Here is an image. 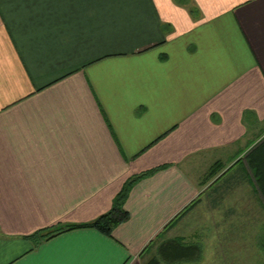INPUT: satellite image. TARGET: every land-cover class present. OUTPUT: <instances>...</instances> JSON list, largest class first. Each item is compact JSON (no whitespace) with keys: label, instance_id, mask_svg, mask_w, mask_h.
I'll return each instance as SVG.
<instances>
[{"label":"crops","instance_id":"0c3cea01","mask_svg":"<svg viewBox=\"0 0 264 264\" xmlns=\"http://www.w3.org/2000/svg\"><path fill=\"white\" fill-rule=\"evenodd\" d=\"M263 138L264 0H0V264H264Z\"/></svg>","mask_w":264,"mask_h":264},{"label":"trees","instance_id":"16d2710c","mask_svg":"<svg viewBox=\"0 0 264 264\" xmlns=\"http://www.w3.org/2000/svg\"><path fill=\"white\" fill-rule=\"evenodd\" d=\"M243 160L246 161L248 167L250 168L252 175L254 177V180L257 184L258 189L261 191V194L264 197V138L256 144L254 147H252L243 157ZM241 158L238 159L236 162H239L242 160ZM235 162V163H236ZM222 165L218 161H216L209 169V171L206 174V179L209 180L213 177H216V175L222 170ZM156 169H152L149 171H146L145 173H142L139 176H144L151 174ZM139 176H136L132 178L131 180L127 181L122 190L116 195L114 199L113 206L109 211L99 216L97 219L90 223H84V224H70L66 226H59L56 228H52L41 235L39 234L37 238H34V243L37 244L40 240L51 238L57 234H60L67 230H72L78 227H95L101 232L105 234H110L112 227L115 224H118L122 221H124L127 218V212L123 209V203L126 196V192L128 189V186L131 184L132 181H135L136 178ZM177 242L176 240L170 241L166 243V245ZM184 247V246H183ZM191 247H197V252L195 257L199 256L200 249L197 245L192 246H186L185 248H191Z\"/></svg>","mask_w":264,"mask_h":264},{"label":"rangeland","instance_id":"374dc122","mask_svg":"<svg viewBox=\"0 0 264 264\" xmlns=\"http://www.w3.org/2000/svg\"><path fill=\"white\" fill-rule=\"evenodd\" d=\"M245 161V160H244ZM245 163H246V161H245ZM254 179V178H253ZM255 181V180H254ZM260 255H261V252H260Z\"/></svg>","mask_w":264,"mask_h":264}]
</instances>
